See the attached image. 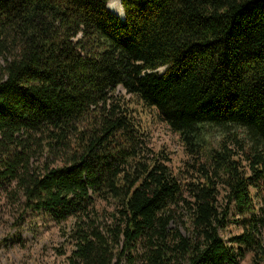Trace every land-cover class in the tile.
Instances as JSON below:
<instances>
[{
    "label": "trees",
    "instance_id": "trees-1",
    "mask_svg": "<svg viewBox=\"0 0 264 264\" xmlns=\"http://www.w3.org/2000/svg\"><path fill=\"white\" fill-rule=\"evenodd\" d=\"M110 1L0 0V183L72 220L74 264H264V0H121L125 22ZM132 100L191 180L144 154Z\"/></svg>",
    "mask_w": 264,
    "mask_h": 264
},
{
    "label": "rangeland",
    "instance_id": "rangeland-1",
    "mask_svg": "<svg viewBox=\"0 0 264 264\" xmlns=\"http://www.w3.org/2000/svg\"><path fill=\"white\" fill-rule=\"evenodd\" d=\"M165 69L162 68L159 72L163 73ZM117 95L131 98L123 87L118 88ZM130 107L141 132L144 133V154L153 157V153L162 152V159H169L166 164L174 177L183 183L185 180H191L192 175L187 166L189 156L180 135L160 119L157 110L150 109L136 100H132ZM224 132L242 134L238 127H232L228 131L210 128L209 134L206 135L208 143L214 145L218 138L224 136ZM15 186L14 182L0 183V264H74L70 259L74 243L68 236L72 220L59 225L48 215L32 211L26 206L23 195L16 191ZM253 192L255 193V190ZM260 203L257 198V209H260ZM221 204L223 205V201ZM102 209H107L101 222L104 226L111 223L112 217L108 206L103 205ZM229 217L230 223L221 232L227 242L243 232L234 222L238 218L234 209ZM182 232L185 233L183 229ZM262 233L264 238V228ZM138 251L140 252V249ZM138 251L133 255L139 253ZM121 264L128 262L123 259ZM241 264H253L252 254L248 253Z\"/></svg>",
    "mask_w": 264,
    "mask_h": 264
},
{
    "label": "bare ground",
    "instance_id": "bare-ground-1",
    "mask_svg": "<svg viewBox=\"0 0 264 264\" xmlns=\"http://www.w3.org/2000/svg\"><path fill=\"white\" fill-rule=\"evenodd\" d=\"M109 10L118 17H123V7L120 0H111L108 3Z\"/></svg>",
    "mask_w": 264,
    "mask_h": 264
},
{
    "label": "water",
    "instance_id": "water-1",
    "mask_svg": "<svg viewBox=\"0 0 264 264\" xmlns=\"http://www.w3.org/2000/svg\"><path fill=\"white\" fill-rule=\"evenodd\" d=\"M121 2V0H120ZM109 3V2H108ZM108 7V6H107ZM109 9V8H108ZM115 15V14H114ZM116 16V15H115ZM118 17V16H117ZM122 22H125L126 20V15H125V12H124V9H123V17H118Z\"/></svg>",
    "mask_w": 264,
    "mask_h": 264
}]
</instances>
